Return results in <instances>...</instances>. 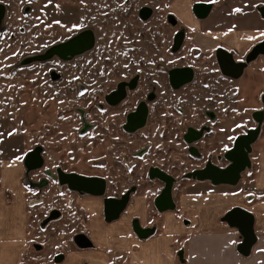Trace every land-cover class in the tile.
I'll return each mask as SVG.
<instances>
[{"label":"rangeland","instance_id":"1","mask_svg":"<svg viewBox=\"0 0 264 264\" xmlns=\"http://www.w3.org/2000/svg\"><path fill=\"white\" fill-rule=\"evenodd\" d=\"M246 1L251 3V12L258 21L247 26L249 29L245 32L227 35L224 41L229 38L228 47H233L232 41L238 49L245 42L250 46L256 39L252 29L264 24L257 11V3L264 4V0ZM168 2L170 0H0L7 8L6 15L0 20V222H4L3 210L19 216L23 214L21 209L24 214L26 212L30 244H39L36 248L29 246L23 264H49L61 256L65 258L69 250L76 248L72 243L73 236L89 232L91 217L102 218L97 197L69 191L68 187L58 183L59 168L86 176H111L116 187L109 185V195L120 197L136 187V195L125 215L141 218V225L163 222V215L154 212L153 206L163 187L162 182L149 180L148 176L149 168L154 165L161 168L160 164H163L162 167L176 180L173 198L177 212L169 213L167 217L179 215L193 219L208 214L217 217L221 223L225 213L239 207H229L234 202L232 195L242 194L243 203L247 205L260 198L255 180L258 158L264 150V125H259L253 114L263 109L264 59L251 65L244 79L223 80L221 86L226 90L219 93L202 94L200 100L182 93V101H174L175 107L185 111L184 116L179 115L171 106L172 92L164 85V78L154 72L174 63L181 64L182 58L184 64H194L193 35L187 30L183 57L169 53V41L175 31L162 20L168 11H160ZM143 6L153 8L157 16L141 27L136 14ZM240 15L245 17V12ZM190 21L187 23L191 24ZM87 28L93 30L96 44L94 51L85 58L71 63L57 57L42 59L50 47ZM127 43L133 45L130 52L122 49ZM247 45L241 48L242 54L250 48ZM32 58L34 61L29 62ZM137 74L141 76L139 88L127 104L114 110L104 106L100 112L101 95L116 87L118 82ZM149 89L163 96V106L156 104L153 107L145 129L127 135L122 131L128 114L125 106L134 96L144 97ZM192 90L189 88L188 93ZM211 95L216 97L213 107L202 103ZM203 110L214 111L216 119L224 121L216 126L220 128L217 135L223 137V129L230 134L229 142L202 149L205 154L214 153L210 162L225 164L226 160H217V153L223 156L239 134L257 125L262 130L252 146L251 168L242 174L236 186L214 187L209 182L186 177L192 168L202 167L205 161L193 158L188 150L190 144L179 143L176 135L182 137L188 127L208 123L206 115L201 120L199 116L193 118ZM180 119L184 124L176 122ZM166 120H173L168 128L164 125ZM174 126L179 128L173 129ZM165 129L170 132L164 134ZM36 148L42 150L45 164L38 170L28 171L25 158ZM44 180L48 181L47 185L39 186ZM137 197L145 199L146 204L141 206ZM203 198L210 200L206 201L208 204L214 203L215 209L210 206L209 210H203L205 213H195L193 206L196 203L193 202L205 200ZM54 208L58 210L57 217L49 225H43ZM60 214L62 218L57 219ZM19 222L16 225L22 228ZM232 230L240 243L242 237L237 230ZM1 238L0 230V243ZM254 248L249 257L239 256L243 264L252 260ZM212 261V264H224L218 254L212 255Z\"/></svg>","mask_w":264,"mask_h":264},{"label":"flooded vegetation","instance_id":"2","mask_svg":"<svg viewBox=\"0 0 264 264\" xmlns=\"http://www.w3.org/2000/svg\"><path fill=\"white\" fill-rule=\"evenodd\" d=\"M116 1H121V0H116ZM171 1L172 0H170V2H168V3H165L166 8L163 6V7H161V10H160L161 13L163 11L164 12L168 11L167 13H165V16L162 18V20L165 22V24L168 27H170V29L175 31L172 34V38L169 41V46H168L169 47L168 48L169 53L172 56L177 57V58L183 57L182 54H183L184 49H185L184 43H186V39H187V30H190L191 34L193 35V41L191 44V47H192L191 52H192V58H193L194 64H189V65L184 64L183 58H182V62H180L181 64L174 63L169 68L157 69L158 72H154V75L157 74L158 76H162L164 78V80H165L164 85L166 86V88L170 92H172V97L169 99L171 106L174 108V110H176L179 113V115L184 116L185 111L183 109H180V108H177L174 106L175 102H181L182 101V98H181L182 93H186V95L191 96L192 99L200 100L203 98L202 94L211 93L214 95L216 93H219L221 90H226V88H222V86H221V83H223V80L237 81L240 79H244L247 75L248 70L251 68V65L253 66V64L255 62H257L260 58L264 59V56L259 55L256 58H254L253 60H250V61L248 60L250 58L251 52L253 51L255 46L264 42V37H261V38L256 37L255 40L250 42V46H248L245 42V44L241 45L239 47V49L236 47L235 48L234 47H228L227 44H228L229 38L226 39V41H224V38L227 35H229V37H230L231 34L235 33V31H233V32L224 31V32L207 33L209 35L208 36L206 33H204V31L202 29V27L206 21L213 19L214 10H213V4L212 3H203L200 1H198V2L194 1L193 5L190 8V15H191L190 19H191L192 23L188 24L187 22H184V20L180 16L176 15L175 13H173L170 10ZM261 1L262 0H260V2ZM126 3L129 4L130 2L127 1ZM197 4L211 5V10L209 12L210 14L206 18L201 19L194 13L193 8ZM0 5L3 6L5 9V13H4V16H5L6 12H7V8L3 4H0ZM257 5H258L257 11L260 7H264L263 3H260V4L257 3ZM148 14H149L148 18H145ZM156 16H157V14L155 13L153 8H151L150 6H143L138 11V14H136V19H137V21L140 22L141 27H143L144 25H142V24H147L149 21L152 20L153 17H156ZM260 18H262L261 15H260ZM218 27H222V26H218ZM225 27H228V25L227 26L225 25ZM255 27L256 28L252 29L253 31L260 33V34H262L264 32L263 31L264 24H258ZM83 36L92 37V45L89 48H86L85 50L80 49L82 46L74 47L75 43L72 44V42L76 41V44L82 43V41H83L82 37ZM216 41H217V43H216ZM211 42H213V43H211ZM68 44H72L70 47H68L67 53H69V54H67L66 56H61L62 54L55 53V50L57 52H59L60 47L66 46ZM95 44H96V38H95L94 32L92 29L87 28V29H83L79 33L69 37L63 43L55 45L53 47H50V49H48L47 53L42 57L46 56L47 57L46 59L57 57L58 59L66 62V63H71L72 61L83 59V58H85V56L87 54L92 53L94 51ZM246 45H247V47H250V48L247 50L245 49V51L242 54L241 48H243ZM124 47L125 48H122L124 52H130V50H131L130 48H133V45H131L130 43H127V44H125ZM123 51H122V53H123ZM35 58H32L31 60H29V62L34 61L33 59H35ZM229 60H231V62L233 63V67H232V69L229 70V72H227V71H224L222 69L220 63L223 64V62H227L228 65L231 66ZM240 66L243 67L242 75L239 78H234L233 77V75L235 74L234 70H237V68ZM185 70H191L192 71V73H191L192 74V80L185 85H182V86H179L178 88H175L173 83L171 82V74L175 71L185 72ZM148 76H150V74H148ZM140 77L141 76L137 74V75H134L130 78H127L128 80L120 81L116 84V87H113L112 89H110V91L107 92L105 95H101L102 101H99V105H98L100 112L104 106H106L107 109L109 108V109L114 110L116 108L123 106V104H127L126 102L129 100V97L131 95H133L139 88ZM250 79H251V77H250ZM181 83H182L181 81H177V80L175 81L176 85H180ZM189 88H193V90H192V92L190 91L188 93ZM120 89L123 92V97L121 99L112 98L113 94H115V93L120 94ZM82 94L84 95V93H82ZM213 95L207 97V101L206 102L204 101L202 103H205L206 106L213 107L214 102L216 100V97ZM263 96H264V94L262 95V98H263ZM162 100H163V96L157 95L156 92L151 90V89H149L148 93L144 97H142L141 99H139V97H137V96H134L133 100H131L129 102V104L125 106L128 114L126 115L125 122L122 125V131L124 133H126L127 135H133V134H136L137 132H140L143 129H145L149 124V119H150L151 111L153 110V107L156 104L160 105ZM164 100L168 101V99H164ZM261 102L263 103V100H261ZM161 106H163V104H161ZM261 112H264V104H263V109L257 110L254 112L253 117L256 114H259ZM171 113H173V111H171ZM204 115H206L208 117V121H207L208 123H205L208 125H205L203 123V125L199 124L200 127H196V126L188 127L187 132L184 136L178 137V135H176V139L178 140L179 143L184 142V143L190 144L188 150H189V154L193 158H195L197 160H201L203 158V160L205 161L204 165L202 167L197 166L195 168H192V170L187 173L186 177H188L190 174L194 173L195 171H200V170L205 169L210 164L215 166V167H218L220 169H225L230 165V163L226 160L225 155L228 151H230L233 148V146L227 152H225L223 154V156H221V153H217V156H216L217 160L222 161V159H224V160H226L225 164H222L221 162H218V163L217 162L216 163L210 162L211 160H209V158L213 159L214 153L205 154L204 151L202 150V149H205V147H207L208 145L226 143V142H229V139H230V134L225 129H223V132H224L223 137H221L220 135H217L220 132V128H216V126H218L219 123H223L224 121L222 119H216V115H215L214 111L210 112L209 110H203L202 114H196L193 116V118H195L196 116L197 117L199 116L200 120H201V118ZM101 116H102V114H101ZM167 116H170V115H166V117ZM179 117H181V116H179ZM257 117H259V116H257ZM171 121H173V120H166V122L164 124L166 128H168V126H170V123H172ZM255 121H256V119H255ZM176 122L178 124H180V123L184 124L183 120H181V119L177 120ZM209 123H211L212 125L209 126ZM178 124H176V125H178ZM262 124L264 125V120H263ZM174 128L178 129L179 127L174 126L173 129ZM258 128H259V125H257L254 129H250V130H247L245 133L239 134L235 138V141L240 136H244V135L248 134L249 132H251L252 130H257ZM167 132H170V131L168 129H165L164 134H166ZM261 133H262V130L259 133V137L261 136ZM175 134H177V133H175ZM180 138L182 139V141ZM235 141H234V143H235ZM37 149H40V148H36L35 150H37ZM34 151H32V152H34ZM32 152H30V153H32ZM27 156H26V158H27ZM41 156L43 158V161H44L43 165H44L45 160H44V156H43L42 151H41ZM207 157H208V159H207ZM26 158H25V160H26ZM24 163H25V161H24ZM162 165L163 164H160L161 168H159V166H157V165L151 166L149 168V172H148L149 180L156 179V180H159L162 182L163 187L160 190L159 194L157 195V197H159L164 192L167 184H166V182H163L160 179L151 178V175H150L151 170L159 169L160 171L164 172L168 176L172 177L173 178V185L171 187V195L173 198V192H174L173 188H174V185L176 183V180L172 175H170L168 173V171H166L162 167ZM36 170H38V169H36ZM32 171H35V170H32ZM57 171H58L57 172L58 183L61 186L63 184L60 183L59 172H63V173L68 174V175L77 174V175H81V176H84L87 178L101 179L105 182L104 195L97 197L100 200V204H101V215H102L101 220H102V222L110 225L111 223L117 222L121 218L128 216V214L125 215V213L128 212V208L130 207L132 197L133 196L135 197V195H136L135 194V191L137 190L136 187H132L125 194L118 197L116 195H109V185L112 186L113 188L116 187V183L114 182V180L111 176H108L107 178H104V177H101L98 175L86 176V175L78 173L76 171H70V172H68L66 170L64 171L61 168H59ZM53 177L55 178V175H53ZM7 179H9L8 176H7ZM188 179H190V178H188ZM42 182L43 183L39 186L44 187L48 183V181H46V180H44ZM206 182H209V181H206ZM209 183H211V182H209ZM64 185L66 187H68L69 191H72V192L75 191V190L71 189L68 184H64ZM213 186L214 187H224L226 185H220V186L213 185ZM76 192H79V191H76ZM79 193H82V192H79ZM126 195L129 196V199H128V205H127L125 211L119 216L118 219L113 220L111 222L107 221L106 212H105V201L108 199L120 200ZM156 198L153 201L154 212L163 215L161 218V220L163 222L161 224H155V225H152L151 223L150 224H143L142 223L143 225H145V226H143V225H141V221H140L141 218L138 219L137 217L133 216L131 219L133 236L140 238L139 235L135 232L136 223L139 225V227H141V229L145 230V232L147 233V235H146V233L144 234L148 238L147 240L152 239L154 237H157L160 234H165V222L167 219V214H169V213L173 214V213L177 212V203L175 202V200L173 198L174 205H175L174 209L161 212L157 209V207L155 205ZM145 204H146V201H145ZM146 209L148 210L147 206H146ZM57 212H58V210L56 208H54V210L52 211L50 216L45 219L43 225H49L55 219V217H57ZM174 217L182 220L184 222V224H186L187 226L190 225L189 219H185L183 217H180L179 215L174 216ZM61 218H62V214H60V216L57 219H61ZM88 231L89 232H87V233L81 232V233H77L73 236V238H72L73 242L72 243L76 247L75 249H77V250H92V249L96 248L95 244L92 240L90 230L88 229ZM179 235L180 234H175V236H179ZM36 244H39V243H33V244H30V246L31 247L35 246V248H36L37 247ZM178 246L176 247V252H175L176 264H188L186 261V258H185L184 247H180V246L178 247ZM100 249H102V248H100ZM102 250L103 251L105 250L109 254L110 259H112L111 263H109V264H116V262H115L116 261V259H115L116 252H114L113 250H111L109 248L102 249ZM180 252H183V255H184L183 258H184L185 262H183V263H181L179 256H178Z\"/></svg>","mask_w":264,"mask_h":264},{"label":"crops","instance_id":"3","mask_svg":"<svg viewBox=\"0 0 264 264\" xmlns=\"http://www.w3.org/2000/svg\"><path fill=\"white\" fill-rule=\"evenodd\" d=\"M194 1L213 4V19L206 21L202 27L206 34L224 31L245 32L249 29L247 26L258 21L253 12H251V3L246 0H172L170 10L180 16L184 22H189L191 20L190 8ZM237 9L240 11H237ZM240 12H245V17L240 15ZM225 25H228V27H225ZM254 35L256 37H264V35L255 31ZM230 45L235 47L236 43L232 41ZM255 181V189L260 192L259 199L247 205L243 203L242 194H235L231 196V200H234V202L229 204L230 208L239 206L255 216V232L258 240L252 260L246 261L245 264H264V150L258 158V172ZM137 199L141 201V206L145 205V199H140V197H137ZM249 200L252 201V199ZM206 201L210 200H195L193 202V204L196 203V206H193L194 212L202 211L205 213L203 211L205 209L209 210L211 207L215 209L214 203L208 204ZM188 206L191 207L190 205ZM21 211H23V214L19 216L9 214V212H4L3 210L4 222H0L2 235L0 264H23L24 262L23 256L29 249L31 239L27 235L28 221L26 212L24 214V210L21 209ZM132 217L125 216L110 225L102 222L97 217H91L88 229L96 248L92 250L71 249L68 256H65L60 263L109 264L112 259H110L109 254L105 250H102L109 248L116 252V264H176L175 252L176 247L179 245L185 249V257L188 264H212L213 254L215 256L218 254L220 259H223L224 264L226 262L229 264H243L239 257L241 255L237 252L239 242L237 243L236 232H233L224 222L219 223L215 216L211 217L206 214L198 218H189V226L184 224L179 218L169 216L165 222V234H160L149 240H147L148 238L141 239L133 236ZM128 219L130 220L128 221ZM18 220L23 225L22 228L16 225ZM175 234L180 235L175 236ZM232 256H235L236 259ZM257 260H261V262ZM49 264L59 263L51 262Z\"/></svg>","mask_w":264,"mask_h":264},{"label":"water","instance_id":"4","mask_svg":"<svg viewBox=\"0 0 264 264\" xmlns=\"http://www.w3.org/2000/svg\"><path fill=\"white\" fill-rule=\"evenodd\" d=\"M194 13L201 19L206 18L210 13L211 5L205 4H197L193 8ZM259 14L264 19V7H260L258 9ZM5 9L0 5V19L4 17ZM149 14L145 17L148 18ZM82 43H77L73 41L72 44L75 43L74 47L82 46L80 49L85 50L92 45V37L83 36ZM72 44H68L66 46L60 47L59 52L55 50V53L62 54L61 56H66L68 52V47ZM79 49V50H80ZM50 54V53H49ZM264 56V42L255 46L253 51L251 52L250 58L253 60L257 56ZM49 56V55H48ZM47 57H42L45 60ZM231 66L228 65L227 62L220 63L221 67L224 71L229 72L233 67V63L229 60ZM243 67L240 66L235 71L233 75L234 78H239L242 75ZM187 71V72H186ZM192 71L185 70V72L175 71L171 74V82L173 83L175 88L179 86L185 85L192 80ZM181 81L180 85H176L175 81ZM122 89V88H121ZM120 89V94H113L112 98L121 99L123 97V92ZM264 104V96L262 98ZM259 116V117H257ZM256 121L261 125L264 120V112L256 114L254 116ZM260 128L257 130H252L248 134L244 136H240L236 139L233 148L228 151L225 155L226 160L230 163V165L225 169H220L213 165H208L205 169L200 171H195L190 174L188 178L197 180L199 182L209 181L215 186L226 185V186H236L240 180L242 174L251 168V157L250 154L252 152V146L257 141L260 133ZM41 149H37L34 152L30 153L26 160L25 166L28 171L40 169L43 166V158L41 156ZM151 178H157L166 182V188L164 192L156 198L155 205L157 209L161 212L168 211L174 209V201L171 195V187L173 185V178L160 171L159 169L151 170ZM59 180L61 184H68L71 189L75 191H79L93 197H99L104 195L105 190V182L101 179L96 178H87L77 174H65L63 172H59ZM129 196L126 195L120 200H111L108 199L105 201V212L107 221L111 222L119 218V216L125 211L128 205ZM222 221L226 223L231 229H235L238 231L240 236L242 237V241L237 246V252L243 257H249L252 253L253 248L257 244V235L255 232V216L248 212L247 210L241 207H235L230 210L223 217ZM135 232L139 235L141 239L147 238L144 234L145 230L141 229L139 225L136 223ZM147 235V233H146ZM179 259L181 263L185 262L183 252L179 253ZM64 256H61L55 260L56 263L62 262Z\"/></svg>","mask_w":264,"mask_h":264},{"label":"snow or ice","instance_id":"5","mask_svg":"<svg viewBox=\"0 0 264 264\" xmlns=\"http://www.w3.org/2000/svg\"><path fill=\"white\" fill-rule=\"evenodd\" d=\"M237 11H240L239 9H237ZM262 35H264V33H262Z\"/></svg>","mask_w":264,"mask_h":264}]
</instances>
